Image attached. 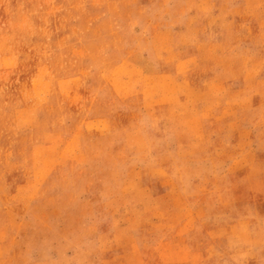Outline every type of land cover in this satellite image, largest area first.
Instances as JSON below:
<instances>
[{"label":"rangeland","instance_id":"rangeland-1","mask_svg":"<svg viewBox=\"0 0 264 264\" xmlns=\"http://www.w3.org/2000/svg\"><path fill=\"white\" fill-rule=\"evenodd\" d=\"M0 264H264V0H0Z\"/></svg>","mask_w":264,"mask_h":264}]
</instances>
